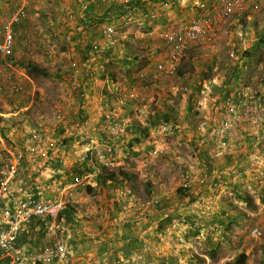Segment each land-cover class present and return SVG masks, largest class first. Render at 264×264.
<instances>
[{
  "label": "crops",
  "instance_id": "0c3cea01",
  "mask_svg": "<svg viewBox=\"0 0 264 264\" xmlns=\"http://www.w3.org/2000/svg\"><path fill=\"white\" fill-rule=\"evenodd\" d=\"M96 1L62 0L60 7L51 15L52 21H54V33L66 34L65 38L68 40L66 48L59 54L60 59L64 62L63 67L69 72L68 80L71 86V90H68L64 98H61V105L57 104L64 110L63 119L57 120L53 114L50 120L39 118L34 125H31L27 117H25L26 120H23L25 115L22 111L27 107L5 115L0 112V116L8 117L5 123L12 120L22 121L21 124H17L10 130L9 143H1L4 150L10 155L13 151L26 147L29 138L37 131L41 138L46 139L49 144L45 156L36 160H31L28 156L22 158L18 179L10 181L8 184L9 195L14 198H22L29 193H37L45 198V196H51L49 193H52L51 198H55L57 194L55 191L46 194L45 187L47 185L54 182L59 188L69 187L76 177L89 175L85 187L75 186L66 191L70 204L75 207L74 215L82 213L80 222L74 221V215L73 223H67L63 219L57 220V234L66 243L70 256L76 261L75 264H114V260L118 259L120 264H196V258L201 260L200 264H211L213 255L221 246L228 249L239 248L240 252H245L248 258L256 245L250 232L248 241L252 240V245L245 244L247 239L241 240L242 236H229L230 232L238 233L239 224L244 223L245 219L259 215L256 211H260V209L245 208L248 206L247 202L241 199L242 197L247 198V195L240 194L237 197L235 195V199L230 203V208H223L221 204L218 206L216 201L217 207L210 211L199 207L195 201L197 197L214 196L212 184L217 182H221L231 191L236 190L237 186L225 174L219 178L212 174L209 185L202 189L198 195L189 196L176 192L165 196L161 202L159 201L160 203L156 201L157 203L149 208L146 218L140 217L136 211L137 207L146 200L138 197L135 186H133L138 178H155L149 180L151 184L146 190L147 197L152 200L159 198L164 188L166 191L171 184H174L175 180H179L182 172L197 168L198 166L194 164L195 161L200 160L202 162L199 165L200 169L204 168L208 171L212 168L211 164L219 170H223L226 166L225 161H210L203 154L196 155L195 159L193 158V164L186 163V158L198 150L197 145L200 137L197 131L198 126L195 127V130H190L189 126L190 117L195 114L192 112L194 110L192 104L200 99L199 93L204 88H210L212 93L219 92L218 94L223 96L224 92L226 93L230 87L241 81L239 78L243 73L238 75L236 72L237 77L231 82L223 80V72L204 79L205 71L213 72L214 69L211 60H209L211 63L208 64V67L204 64L206 59H203L202 62L194 65L193 74H184L181 77L182 82H186L190 89L183 88L187 90V93L181 99L180 108L177 109L174 107L171 96L165 95V83L173 76H163L159 88H153L149 83L137 78L139 73L149 76L158 63L166 62L168 59L163 46L161 50L153 52V38L157 36L161 28H156L151 19L164 18L165 24L169 25L168 28L186 23L196 16V6L200 0H180L179 4L167 1L165 6L161 7L162 9L154 1L145 0L142 4V0H132L131 3L140 2L142 9L135 6L128 9L123 15H120L119 11L111 12L113 5H118L115 0H109L105 5H102L100 0L97 1L99 3L97 5ZM43 2L44 0H33L27 10L22 28V36L29 40V47L25 54L30 52L31 44L39 36L40 26L37 25L39 23L37 19L41 12L40 5H44ZM213 3L218 7L220 0H212L211 4ZM91 5L99 7V10L96 11L97 18H102L103 21L97 23L96 19L93 26L87 24L88 26L83 28V19H88H86L89 16L87 12ZM48 7L50 6L48 5ZM68 12H71L73 17H67ZM104 13H109L111 20L108 17L104 18ZM92 14L96 16L95 11H91ZM152 14H155L156 17L152 18ZM242 17V15L233 17L234 23L242 21ZM87 23H90V20ZM118 23L122 25L121 30H128V33H132L131 27L134 28L135 36L141 29H144L143 39L146 43L143 49L145 50L146 64L141 69L135 66L140 60H133L136 54L129 55L122 48V43H127L125 42L127 36L118 31L116 28ZM224 23L216 25V31ZM64 25L66 29L63 31L61 28ZM106 25H113L116 31V43L113 46H108L100 37V28ZM151 27L152 30L156 29L154 34H151ZM96 44L101 47V53L89 58L87 52ZM218 51L220 49L217 47L210 49V55L214 56L213 61L217 59ZM232 52L235 54L234 51ZM20 53L18 47L14 56ZM70 60L77 62L76 70L68 69ZM241 62V65L247 64L243 60ZM112 64L119 67L116 73L112 70L108 71ZM20 72V70L16 71L17 74ZM93 72L96 74V81L91 78ZM113 84L119 87V94L113 90ZM28 86L27 82L24 90L16 95H12L8 91L0 93L3 106L7 108L10 102L15 100V97L26 93L25 88ZM263 86L260 85L258 90L250 88L262 92L264 91ZM73 93L78 98L74 97ZM106 94L109 96L106 97ZM134 94L137 95V98L132 97ZM109 98L110 100L107 101ZM148 100L152 101L150 105L155 101L154 106L157 108L151 109V111L144 110ZM108 107H114L118 112L113 125L109 124L105 118ZM164 111L178 123V129L172 132L170 138L173 140L172 142L165 137L163 128L165 123L153 127L148 126L152 121L161 117L165 113ZM195 116L199 122L202 120L198 115ZM122 120L129 122L126 128L120 127ZM84 121H87L88 124L82 128L80 125ZM146 124L148 130L145 137H141L139 133L133 134V127ZM179 125L183 130H179ZM7 133L4 132V135ZM161 135L165 142L163 139L158 141L155 139L158 136L162 138ZM108 144H115L118 147L111 155L105 152V147ZM155 147L161 149V154L156 158L151 156ZM180 147L182 149H179ZM73 150L86 152L89 159L80 163L74 162L70 154ZM129 151L138 154L136 161L138 167L132 174L124 171L130 178L122 179L118 172L125 169L127 156L125 153ZM62 155L66 156L65 164L59 162ZM147 159L150 160V165L143 169L142 162ZM84 162L89 164L90 170L79 175L73 173L76 168L82 169ZM223 173H225L224 170ZM158 178H165L164 187L162 188L161 184L159 186L161 190L155 186ZM250 199L255 207L264 206V202L262 203L261 200L251 197ZM237 207L242 210H237ZM122 216H125L126 220L123 221ZM256 220L261 222L262 219L257 218ZM161 221H165V226H161ZM39 233L37 228L33 229L31 225L25 224L17 239L18 252L23 254L34 251L48 243L44 230L42 229V232ZM231 259H219L217 263L213 264H226L232 261ZM246 262L249 264L250 261ZM0 264H7V260L2 259Z\"/></svg>",
  "mask_w": 264,
  "mask_h": 264
},
{
  "label": "built area",
  "instance_id": "2783aa9c",
  "mask_svg": "<svg viewBox=\"0 0 264 264\" xmlns=\"http://www.w3.org/2000/svg\"><path fill=\"white\" fill-rule=\"evenodd\" d=\"M109 0H100L105 5ZM114 1V0H113ZM132 0H115L118 5H124ZM32 0H15L10 14L4 16L0 23V93L8 91L10 94H19L24 90V82L11 67L10 60L13 58L17 45L19 49L27 51L29 40L22 36V28L26 19V13ZM264 10V0H220L216 4L200 3L196 16L186 23L177 26L161 29L157 33V39L161 42L167 53L168 59L158 63L153 71L148 75L139 73L137 78L147 82L153 88H159L160 80L163 76L172 77L186 57V54L194 46H204L207 42H212L216 36V25L227 22L229 19L240 16L245 12H259ZM105 11V10H104ZM108 19L110 17L109 13ZM67 17H73L68 12ZM152 18L156 15L152 14ZM114 20V19H112ZM87 20L83 19L82 27L85 28ZM100 37L108 45L116 43V31L113 25H106L100 28ZM57 32L54 37H57ZM101 53V47L94 45L87 52L89 58ZM234 58L235 54L230 53ZM77 62L70 60L69 70H76ZM92 80L96 81L95 72L91 75ZM264 87V86H263ZM210 89V88H209ZM209 89L200 91V99L195 104L192 111L202 120L197 131L200 135L198 139L197 151L186 158V163L193 164L195 156L203 154L210 161L222 160L226 162L223 170L212 166L208 171L200 169V160L195 161L197 168H191L187 172H182L178 183L171 184L165 191V196L172 193L183 192L188 195L197 194L209 185V179L213 174L217 178H231L236 190H229L221 182L212 184L214 196L197 197L196 203L205 210L210 211L216 208V201L220 198L233 201L235 194L247 195L251 198L260 200L259 192L264 190V91H254L250 86L238 81L230 87L223 96L212 93ZM113 90L119 94L120 89L113 84ZM187 91L186 89L184 90ZM137 98V95L132 96ZM204 98V99H203ZM105 114L109 124H115L118 115L114 107L107 109ZM208 120L205 113H210ZM63 111L58 108L55 114L57 120L63 119ZM204 119V120H203ZM127 120H122L120 127L128 126ZM84 121L80 127H86ZM165 137H172V130L178 129V125L164 124ZM27 142L26 147L13 151L11 157L0 175V261L7 260V264H75L76 261L70 256L66 243L57 234V216L70 201L66 193L67 189L75 186L85 187L89 175H80L75 178L72 185L59 188L56 183L45 187L46 192H56L55 198H42L37 193H29L25 197H11L8 191L10 181H15L19 176V167L22 158L28 156L31 160L43 157L48 151V142L42 139L37 131ZM118 147L115 144H108L105 152L113 154ZM200 150V151H199ZM74 162H83L89 159L86 152L73 150L70 153ZM161 154L160 147H155L152 157ZM194 158V159H193ZM66 156H60V163L65 164ZM150 160L142 162V168H148ZM211 186V184H210ZM200 194V193H199ZM157 203L156 201H143L136 209L140 217H147L149 208ZM33 217H44L48 219L44 227L45 238L48 243L43 247L28 251L23 254L18 252L17 238L23 225L30 222ZM82 213L74 215V221L79 223ZM121 219L126 220L125 216ZM250 236L257 244L264 242V231L258 227L250 230ZM183 243V241H180ZM114 264H120V260H114Z\"/></svg>",
  "mask_w": 264,
  "mask_h": 264
},
{
  "label": "rangeland",
  "instance_id": "374dc122",
  "mask_svg": "<svg viewBox=\"0 0 264 264\" xmlns=\"http://www.w3.org/2000/svg\"><path fill=\"white\" fill-rule=\"evenodd\" d=\"M15 0H0V23L1 19L10 14L13 9V3ZM62 0H44L43 4L40 5L41 12L38 16L39 23L37 25L40 26L39 36L36 38L35 41L30 46V52L23 51L20 49L21 53L18 55L13 56L10 60L11 67L13 70L16 71L20 70L19 74L16 73L19 78L22 79L24 84L28 82L29 86L25 88L26 93L18 95L15 97V100L10 102V105L5 108L2 103L3 99H0V112L2 114L6 113H15L19 111V109L26 108L22 113L25 115L23 120H26L25 117L28 118L31 125H34L39 118L45 120H50L53 114H56L57 109L59 108L58 105H61V98H64L66 92L71 90V86L68 80L69 72L66 68L63 67V60L60 59V52L64 51L63 49L66 48L65 46L68 44V40H66V34H59L57 37H54V21H52V14L55 12L56 9L60 7ZM159 2H163V0H158ZM33 2V0H32ZM48 5L50 7H48ZM55 8V9H54ZM161 8V7H160ZM9 9V12H7ZM162 9V8H161ZM32 10V9H31ZM30 10V12H31ZM34 10V9H33ZM32 10V11H33ZM52 10V11H51ZM7 12V13H6ZM36 12V10H35ZM242 18L239 23H234L235 19H230L226 23L221 24L219 29L216 31V36L214 41L207 42L204 46H194L189 50L186 54L185 59L183 60L182 64L179 67V70L184 74H193L194 73V65L202 62L203 59H206V66L209 67L208 64L213 62V69L214 71H205L204 79L211 78V76H217V74H221L223 72V80H228L231 82L232 80L236 79L237 77V70L238 75H241L239 79H241L242 83L250 86L251 88L258 90L260 85H264V38L261 37L264 30V10L259 12H248L246 14H242ZM37 18V17H36ZM151 22L156 25L155 27L158 29H168L169 25L165 24L164 18L158 19H151ZM152 23V24H153ZM38 26V27H39ZM135 26V25H134ZM119 32L126 34L127 38L123 44L124 51L129 55H138L140 54V50L143 49L145 46V39H143L144 29L139 31V34L135 36V29L130 28L132 33H128V30H121L122 25L117 24ZM149 29L150 27H146ZM145 28V29H146ZM65 25L61 28V30H65ZM146 29V30H147ZM152 30V27H151ZM156 30V29H154ZM154 30H152L151 34H154ZM141 37V39H140ZM154 45H153V52L155 50H161L162 44L157 39V37L153 38ZM157 40V41H156ZM19 44L17 45V48ZM219 48L220 51L217 53V59L212 60L214 56L210 55L211 48ZM151 48V49H152ZM234 51L235 57H230V53ZM51 53V54H50ZM51 55V56H49ZM211 60V61H209ZM241 60L247 63V69L244 71L243 65H241ZM216 63V64H214ZM28 64H34V66H39L47 71V75L43 73L36 72L32 69H28ZM60 64V65H59ZM108 71L117 72L118 66L113 65L109 66ZM237 67H239L237 69ZM237 69V70H236ZM182 75V76H183ZM25 76V78H23ZM181 76V77H182ZM29 77V78H28ZM181 77L178 76L176 73L172 78L166 81L165 87V95L171 96V99L174 101V107L180 108L179 104L181 103V99L185 97L186 93L183 88L187 87V90L190 89L189 85L186 82H182ZM32 81V83H31ZM190 81V80H189ZM1 82V81H0ZM80 87V85H79ZM82 89V88H81ZM168 90V91H167ZM170 91V92H169ZM219 92H215V94ZM3 94V93H2ZM77 94V93H76ZM109 94V93H108ZM173 94V96H172ZM16 95V94H13ZM74 97L78 98L77 95L73 93ZM110 95V94H109ZM109 95L106 94V97ZM153 96L154 93H153ZM152 98V97H151ZM204 99V98H203ZM110 98L107 100L109 101ZM152 101L148 100L147 107L144 108L146 111H151V109H155L157 107L154 106V102L150 105ZM56 103V104H55ZM58 104V105H57ZM57 105V107H55ZM154 106V107H153ZM10 108V109H8ZM128 108V107H127ZM64 111L63 109H61ZM196 114H192L190 117V130H195V127L198 126L199 119L196 118ZM204 116L207 117L208 120L211 117L210 113H205ZM8 117L0 116V175L4 171L5 166L7 165L11 155L4 150V147L1 145L2 142L6 143L8 141L10 130L14 128L17 124H21L22 121H7ZM212 119V117H211ZM210 119V120H211ZM204 120V119H203ZM201 121V120H200ZM8 128V130H6ZM179 130H183L179 125ZM4 132L7 135H4ZM162 136V135H161ZM190 138V137H189ZM155 139L161 140L165 139L161 137H155ZM173 141V140H172ZM63 145V144H62ZM3 147V149H2ZM184 147V146H183ZM179 149H182L180 147ZM126 156V166L125 169H122V172H128L132 174L134 170L138 167L137 161V153H133L129 151L125 153ZM156 158V157H155ZM193 163V161H192ZM152 166V164H151ZM213 165L211 164V167ZM136 172V171H135ZM44 176V175H43ZM114 176V175H113ZM118 177V176H117ZM155 179V178H151ZM150 178H138L135 185L136 194L140 199H146L144 201H150L148 196V192L146 191L151 184L149 180ZM159 180V181H158ZM155 186L158 190L160 184L162 188L165 185V178H158ZM174 183H178V180H175ZM164 184V185H163ZM142 188V190H141ZM165 188L163 189V193L159 198L152 199L153 201H160L165 198ZM48 194V192L46 193ZM52 196V193H49ZM146 195V196H145ZM51 196H45V198H50ZM159 202V203H160ZM230 203L228 199L220 198L217 200V205L223 206V208H230ZM155 205V204H154ZM264 205V204H263ZM153 206V205H152ZM200 207V206H199ZM243 207H245L243 205ZM245 208H250L251 210L260 209V211H256L259 215H254L250 219H245L244 223L239 224L237 229L238 233L230 232L229 236L231 237H241V240H245V244L252 245V240H249V232L253 228V226H257L262 231H264V206L261 208L255 207L253 204L252 207L246 206ZM237 210H242L237 207ZM236 210V211H237ZM258 216V217H256ZM146 218V217H145ZM257 218H261V222L256 220ZM161 226H165V221H161ZM226 237V235H223ZM240 250L239 248H226L225 246H221L217 252L213 255V259H211V264L217 263L219 259H230L233 260L238 254ZM264 252V242L254 245L252 252L249 254L247 260L250 261L249 264H260L261 262V254ZM247 263V262H246Z\"/></svg>",
  "mask_w": 264,
  "mask_h": 264
},
{
  "label": "trees",
  "instance_id": "16d2710c",
  "mask_svg": "<svg viewBox=\"0 0 264 264\" xmlns=\"http://www.w3.org/2000/svg\"><path fill=\"white\" fill-rule=\"evenodd\" d=\"M97 1L99 2V0H97ZM97 1H96V4L99 5V3ZM143 1H145V0H142V2H141L142 4H143ZM148 1L149 2L154 1L155 4H157L159 7H164L165 6V3H167V1H169L170 3H173V4H179V1L180 0H166V1L163 0V2L165 1L164 3L163 2H159L158 0H148ZM181 1H183V0H181ZM205 1H207V4H209L211 6L212 0H200L199 1V4L200 3H203ZM141 3L138 2V1L137 2L134 1V3L128 2V3L124 4V5H116V4H114L113 7H112V9H111V12L112 13H114V12L117 13L119 11L120 12V15H123V13L125 14V12L128 9L130 10L131 8H134L135 6L138 9H142ZM199 4L196 6V13L198 11ZM89 8L90 9L87 12V15H89V16L86 17V19L88 18L87 21L90 20V23H87L89 26H93L94 23H95V21H96V19L98 20L97 23L103 21L102 18L101 19H98L97 18L98 17V14L96 13V11L99 10V7H92V5H91ZM91 11L92 12L95 11L96 16H93V14L91 15ZM103 15H104V18L105 17H108V15L106 13H104ZM261 37L264 38V30H263V34L261 35ZM140 51H141L140 54L134 56L135 58H133V60L140 59L139 62H137V64L135 65L138 69H141L146 64V62L144 60L145 59L144 58L145 57V50L142 49ZM247 66H248L247 64H244L243 65V67H245L244 68V71L247 69ZM27 68L28 69H32V70H34L36 72L43 73L44 75H47V71L45 69H43V68H41L39 66H34V64H28L27 65ZM176 73L178 74L179 77H181L183 75V73L179 70V68H178V70H177ZM237 73H238V70H237ZM263 84H264V81H263ZM224 94H225V92H224ZM190 101L192 103V99ZM195 104L196 103L192 104L193 109L195 107ZM170 109H172V108L170 107ZM172 111H173V109H172ZM159 118H161V119H159ZM159 118H157L155 121H152L150 124H148V122H146V123L148 124V126L151 125V127L157 126L160 123H165V124H168V125H176V124L178 125V123L175 122L176 119H174L172 116H170L169 114H167V112L163 113L161 115V117H159ZM147 124L144 125V126L138 125V126L133 127V129H132L133 134L139 133L141 135V137H145L146 134H147V130H148ZM172 131H176V129H174ZM89 170H90L89 164L87 162H84V164L82 166V169L81 168H76L73 171V173H76L77 175H79V174H81L83 172H87ZM118 174H119V177L122 178V179L130 178L129 175L127 173H125V172L119 171ZM181 193H183V192H181ZM183 194L186 195L185 193H183ZM258 194H259V197H260L261 202L263 203L264 202V190L261 191V192H259ZM235 195H236V197L237 196H240L238 193H236ZM237 199L240 200L241 198L240 199L237 198ZM241 200L246 201L247 202V205L249 207H252L253 206L252 200L250 199L249 196H247V198L242 197ZM74 211H75V207L72 204L69 203L58 214L57 220L58 219H63L67 223H73L72 217L74 215ZM47 222H48V219L47 218H44V217H33L30 220V222H28L26 225H28V224L31 225V228H33V229H36L37 228L38 229V233H39V232H42V229L44 230V227L47 225ZM21 230H22V228H21ZM19 234H20V232H19ZM39 234L42 235V233H39ZM196 260H197L196 264H200V261L201 260L200 259H197V258H196ZM246 261H247V255L245 254V252H240L232 261L227 262L226 264H246ZM260 264H264V252L261 254V263Z\"/></svg>",
  "mask_w": 264,
  "mask_h": 264
}]
</instances>
